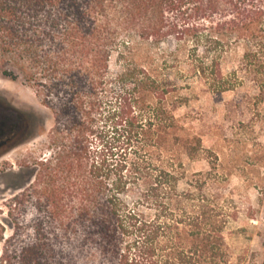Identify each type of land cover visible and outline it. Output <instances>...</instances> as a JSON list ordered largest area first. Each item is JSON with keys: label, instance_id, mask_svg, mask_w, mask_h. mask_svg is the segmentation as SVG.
<instances>
[{"label": "trees", "instance_id": "obj_1", "mask_svg": "<svg viewBox=\"0 0 264 264\" xmlns=\"http://www.w3.org/2000/svg\"><path fill=\"white\" fill-rule=\"evenodd\" d=\"M169 38L213 93L248 82L264 97V0H0V75L21 74L57 121L34 180L5 202L0 264H245L218 156L186 176L182 151L202 141L176 113L184 97L134 57Z\"/></svg>", "mask_w": 264, "mask_h": 264}, {"label": "rangeland", "instance_id": "obj_2", "mask_svg": "<svg viewBox=\"0 0 264 264\" xmlns=\"http://www.w3.org/2000/svg\"><path fill=\"white\" fill-rule=\"evenodd\" d=\"M175 45L169 38L160 47H138L133 53L139 62L167 74L178 85L175 95L184 97L176 113L187 131L202 141L197 157L182 151L186 176L208 170L213 154L228 175L226 196L238 214L227 229L234 257L242 256L245 264H264V97L248 82L221 95L213 93L189 71L187 44L172 55ZM241 54L237 47L227 53L225 73L238 65ZM110 65L112 71L120 68L117 53ZM56 124L53 111L21 74L18 79L0 75V138L12 140L0 151V170L17 173L11 178L0 174L1 218L6 216L7 198L34 180L33 165L49 155L54 145L50 134ZM29 165L32 168L24 169ZM185 184L183 179L181 187Z\"/></svg>", "mask_w": 264, "mask_h": 264}, {"label": "flooded vegetation", "instance_id": "obj_3", "mask_svg": "<svg viewBox=\"0 0 264 264\" xmlns=\"http://www.w3.org/2000/svg\"><path fill=\"white\" fill-rule=\"evenodd\" d=\"M11 138L9 139H1L0 138V151L5 150L6 148H8L11 144Z\"/></svg>", "mask_w": 264, "mask_h": 264}]
</instances>
